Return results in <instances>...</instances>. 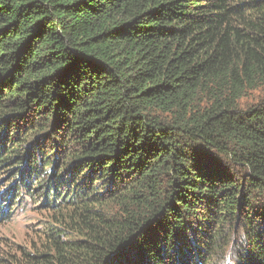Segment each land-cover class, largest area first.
I'll return each instance as SVG.
<instances>
[{"label":"trees","instance_id":"trees-1","mask_svg":"<svg viewBox=\"0 0 264 264\" xmlns=\"http://www.w3.org/2000/svg\"><path fill=\"white\" fill-rule=\"evenodd\" d=\"M263 88L264 0H0V264H264Z\"/></svg>","mask_w":264,"mask_h":264},{"label":"rangeland","instance_id":"rangeland-1","mask_svg":"<svg viewBox=\"0 0 264 264\" xmlns=\"http://www.w3.org/2000/svg\"><path fill=\"white\" fill-rule=\"evenodd\" d=\"M262 99H264V88L251 92L241 101V104L246 107ZM7 183L4 178L0 180V192L7 187ZM13 210L15 212L11 219L0 218V254L3 249L5 250L8 247L6 243H24L29 241L33 235L30 233V227L35 226L44 218V213L34 210V206L29 201L17 205Z\"/></svg>","mask_w":264,"mask_h":264}]
</instances>
